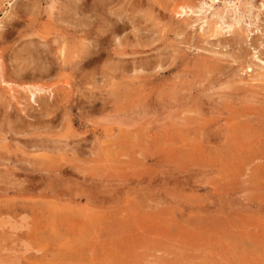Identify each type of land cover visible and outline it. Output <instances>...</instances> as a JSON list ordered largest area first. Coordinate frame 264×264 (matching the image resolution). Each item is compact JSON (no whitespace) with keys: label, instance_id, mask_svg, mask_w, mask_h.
<instances>
[{"label":"rangeland","instance_id":"obj_1","mask_svg":"<svg viewBox=\"0 0 264 264\" xmlns=\"http://www.w3.org/2000/svg\"><path fill=\"white\" fill-rule=\"evenodd\" d=\"M0 55V264H264V0H0Z\"/></svg>","mask_w":264,"mask_h":264},{"label":"bare ground","instance_id":"obj_2","mask_svg":"<svg viewBox=\"0 0 264 264\" xmlns=\"http://www.w3.org/2000/svg\"><path fill=\"white\" fill-rule=\"evenodd\" d=\"M212 3L214 2V0H210ZM208 3V2H207ZM210 3V2H209ZM231 3H233V2H231ZM235 3V2H234ZM235 4H237V3H235ZM213 5V4H212ZM52 6V5H51ZM211 6V5H210ZM227 6V5H226ZM228 6H229V3H228ZM236 6V5H235ZM235 6H233L234 8H236L237 9V6L235 7ZM53 7V6H52ZM55 7V6H54ZM230 7V6H229ZM182 8H183V6H182ZM203 8V7H202ZM178 9V8H177ZM185 9V8H184ZM209 9V8H208ZM233 9V8H232ZM231 9V10H232ZM182 10V9H181ZM228 10V9H227ZM234 10V9H233ZM179 12V11H178ZM179 15V14H178ZM183 15V14H182ZM233 16V15H232ZM237 17V16H236ZM70 18V17H69ZM212 18V17H211ZM220 18V17H219ZM221 19H222V17H221ZM238 21V20H237ZM219 22H221L222 23V21H220V19H219ZM216 24H219V23H216ZM231 24V23H230ZM230 24H227L228 26H227V29H229V28H231V25ZM233 24V23H232ZM222 25H224V23L222 24ZM239 25V24H238ZM218 26V25H217ZM96 27V26H95ZM101 28V27H100ZM204 28V27H203ZM220 28H222V27H220ZM96 29V28H95ZM217 29H218V27H217ZM99 30V29H98ZM203 30V29H202ZM219 30V29H218ZM221 30V29H220ZM222 31V30H221ZM217 32V31H216ZM225 32V31H224ZM227 32H229V31H227ZM100 34V33H99ZM23 36V35H22ZM63 38V37H62ZM28 41V40H27ZM32 41V40H31ZM31 41H28V42H31ZM3 42V41H2ZM28 42H26V43H28ZM37 42V41H36ZM39 42H41V41H39ZM39 42H38V44H39ZM32 43V42H31ZM34 43V42H33ZM32 43V44H33ZM43 43V42H42ZM41 43V44H42ZM47 43V42H46ZM96 43V42H95ZM35 44V43H34ZM37 44V43H36ZM30 45V44H29ZM94 45V44H93ZM18 46V45H17ZM20 46V45H19ZM22 46V48H24L25 46H23V45H21ZM41 46V45H40ZM48 46V45H47ZM27 47V46H26ZM28 48V47H27ZM100 48V47H99ZM29 49H31V48H29ZM37 49V48H36ZM41 49V48H40ZM20 50H21V47H20ZM26 50V49H25ZM43 50H44V48H43ZM65 50V49H64ZM15 51V50H14ZM14 51H13V53H14ZM17 51V50H16ZM22 51V50H21ZM29 51V50H28ZM20 52V51H19ZM47 52H48V50H47ZM63 52V51H62ZM97 52V50L95 51V53ZM33 53H35V52H33ZM38 53V52H37ZM46 53V52H45ZM51 53V52H50ZM81 53V52H80ZM31 54H32V51H31ZM42 54V53H41ZM47 54V53H46ZM46 54H44V55H46ZM63 54V53H62ZM98 54V53H97ZM43 55V56H44ZM1 56V55H0ZM14 56V55H13ZM21 56H23V55H21ZM38 56V55H37ZM40 56H42V55H40ZM40 57V58H38V62L36 63V61H35V58H32V59H29V62H27L26 60H25V62H27V63H22L23 61H22V57H19V55H16V53H15V57L13 58V60H14V63H16V65L13 67V69H12V77H14V79H12V80H15L16 81V84H17V81L19 80V81H22V83H23V81H25L24 83H26V84H28V87H30V86H32V88H33V91L31 90L30 91V93L32 94H30L31 96H35L33 93H41V91L43 92L46 88H53L52 86H50L51 84H50V82L52 81L51 80V77H52V75H54L53 74V72H54V68H53V66H56V65H59V66H61L62 68H65L66 67V65H67V62L65 61V59H61L60 57H58V60H60V64L58 63L59 61H52L51 59H49V58H47V57ZM50 55H48V57H49ZM58 56V55H57ZM60 56H62V55H60ZM66 56V55H65ZM77 56V55H76ZM63 57V56H62ZM67 57V56H66ZM66 57H64V58H66ZM27 58V57H26ZM29 58V57H28ZM37 58V57H36ZM54 58L55 57H53L52 59L54 60ZM60 58V59H59ZM72 58H74V57H72ZM76 58V57H75ZM3 59V58H2ZM83 59H84V57L83 56H79V60L77 61V63H82V61H83ZM57 60V59H56ZM77 60V59H76ZM3 61V60H2ZM32 63H35V64H32ZM3 63H1V65H2ZM12 64V63H11ZM54 64H56V65H54ZM137 64V63H136ZM10 65V64H9ZM81 66V65H80ZM9 67V66H8ZM82 67V66H81ZM2 68H4L3 66H2ZM2 68H0V69H2ZM139 68H141V67H139ZM84 69V68H83ZM56 70V69H55ZM133 70H134V68H133ZM2 72L4 71L3 69L1 70ZM5 71H6V69H5ZM7 71H9V70H7ZM9 72H11V71H9ZM1 75H3V74H1ZM9 75V74H8ZM7 76V75H6ZM5 76V77H6ZM10 76V77H11ZM4 77V78H5ZM8 78H9V76H7ZM4 78H3V80H4ZM7 78V80H9ZM67 78V77H66ZM260 78V77H259ZM6 79V78H5ZM61 79V78H60ZM260 79H262V78H260ZM54 80V79H53ZM61 80H63V79H61ZM67 80V79H66ZM14 81V82H15ZM69 80H67L66 81V83H64L65 81H62V84H66L67 85V82H68ZM8 82V81H7ZM10 82V81H9ZM8 82V83H9ZM13 82V81H12ZM42 83L43 85L42 86H40V85H38V83ZM20 83V82H19ZM19 83L17 84V85H19ZM23 83V84H24ZM29 83H31V84H29ZM58 83V82H57ZM61 83V82H60ZM70 83V82H69ZM13 84V83H12ZM15 84V85H16ZM10 86V85H9ZM20 86H22L23 87V85H21L20 84ZM24 86H25V84H24ZM68 87H70V85L68 86ZM31 88V89H32ZM72 88V87H71ZM8 89L9 88H7V91H8ZM21 89H25L26 90V88H21ZM51 89H50V93L51 92H53V91H51ZM62 89V88H61ZM64 89H65V87H64ZM15 90V89H14ZM27 90H28V88H27ZM26 90V91H27ZM49 91V90H48ZM69 91V90H68ZM57 92V91H56ZM54 93H55V91H54ZM32 98V97H31ZM34 98V97H33ZM36 98V97H35ZM93 98H95V97H93ZM35 100V99H34ZM106 103V102H105ZM54 104V103H53ZM90 104H91V102H90ZM82 105V104H81ZM52 107V106H51ZM93 108V107H92ZM84 110V109H83ZM214 111V110H213ZM97 112V111H96ZM10 114V113H9ZM48 114V113H47ZM90 114V113H89ZM259 116V115H258ZM3 117V116H2ZM258 121V120H257ZM8 123V122H7ZM202 130V129H201ZM207 141V140H206ZM80 143H81V141H80ZM45 145V144H44ZM37 146V145H36ZM35 147V146H34ZM45 147V146H44ZM47 147H48V145H47ZM88 148V147H87ZM42 149V148H41ZM56 149V148H55ZM58 149V148H57ZM64 149V148H63ZM246 150V149H245ZM44 152V151H43ZM92 152V151H91ZM44 155V154H43ZM49 155V154H48ZM79 155V154H78ZM50 157V156H49ZM42 159V158H41ZM43 160V159H42ZM39 162V161H38ZM46 162V161H45ZM69 162V161H68ZM79 162V161H78ZM56 165H57V163H56ZM35 166V165H34ZM49 166V165H48ZM54 166V165H53ZM40 167H41V165H40Z\"/></svg>","mask_w":264,"mask_h":264}]
</instances>
